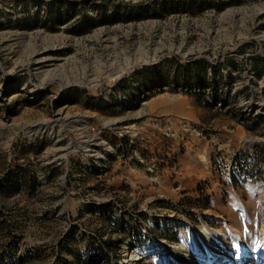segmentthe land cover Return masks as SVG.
Segmentation results:
<instances>
[{
	"label": "rangeland",
	"instance_id": "1",
	"mask_svg": "<svg viewBox=\"0 0 264 264\" xmlns=\"http://www.w3.org/2000/svg\"><path fill=\"white\" fill-rule=\"evenodd\" d=\"M186 225L231 256L182 264L264 258V0H0V264H132Z\"/></svg>",
	"mask_w": 264,
	"mask_h": 264
},
{
	"label": "bare ground",
	"instance_id": "2",
	"mask_svg": "<svg viewBox=\"0 0 264 264\" xmlns=\"http://www.w3.org/2000/svg\"><path fill=\"white\" fill-rule=\"evenodd\" d=\"M94 137H95V135H94ZM90 141H93L94 144H97L98 138H94ZM256 141L253 139H247V138L243 139V142L248 144V145H252ZM257 142H259V140ZM164 223L170 224L171 226H179V222L177 220H174V219L165 218ZM185 227H186V229H183L184 230V237H183L184 238V245L182 247H177L175 244L169 245L168 243H165V242L147 243L140 250L141 252L139 254L134 255V253H129L130 254V258H129L130 263H132V264L141 263L140 260L144 259V257H147L149 254L152 255L154 253L153 250H159L160 255H156L153 258V261L155 264H182L183 263L182 259H180L179 256L185 255L188 258H193V255L190 252V247L192 245L196 244L199 248L198 251L199 250L202 251V249H203L202 245H204V244L207 245V243H210V245H212L213 248H215V249L218 248L219 252L222 251L225 254L224 256H231V254L228 253V252H230V250L229 251L225 250V239L220 232L211 231L210 229H208L204 225H201L197 228H194L191 225H186ZM216 239H217V241H216ZM219 241H220V243H218ZM128 250L129 251L131 250V252L133 251L132 248L131 249L128 248ZM200 251L198 252L199 254H200ZM127 253L128 252L126 250L125 254H127ZM205 253H206V251H203V254H205ZM161 254H164V257L161 256ZM221 255H222V253H221ZM244 255L247 258V256H248L247 252H245ZM205 257H207V254H205ZM217 259L218 258L216 257L215 252H213L212 254L209 255V257L207 259V260H209L208 264H213ZM261 264H264V258L261 260Z\"/></svg>",
	"mask_w": 264,
	"mask_h": 264
},
{
	"label": "trees",
	"instance_id": "3",
	"mask_svg": "<svg viewBox=\"0 0 264 264\" xmlns=\"http://www.w3.org/2000/svg\"><path fill=\"white\" fill-rule=\"evenodd\" d=\"M187 67L188 66H191L190 64L186 65ZM123 220L121 221V226L123 227ZM120 228V232H122L124 230V228ZM99 253V256L102 257V259H110V254L109 252L107 251V249L103 250L102 248L98 251ZM119 254V253H118Z\"/></svg>",
	"mask_w": 264,
	"mask_h": 264
},
{
	"label": "built area",
	"instance_id": "4",
	"mask_svg": "<svg viewBox=\"0 0 264 264\" xmlns=\"http://www.w3.org/2000/svg\"><path fill=\"white\" fill-rule=\"evenodd\" d=\"M163 225V224H162ZM164 226V225H163ZM102 249L105 250L106 248L104 246H102ZM105 260V259H104Z\"/></svg>",
	"mask_w": 264,
	"mask_h": 264
}]
</instances>
